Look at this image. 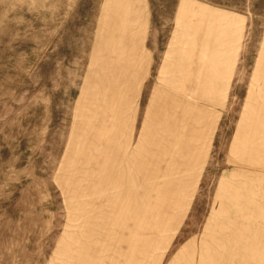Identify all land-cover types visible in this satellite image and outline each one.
<instances>
[{"label": "rangeland", "instance_id": "obj_1", "mask_svg": "<svg viewBox=\"0 0 264 264\" xmlns=\"http://www.w3.org/2000/svg\"><path fill=\"white\" fill-rule=\"evenodd\" d=\"M0 264H264V0H0Z\"/></svg>", "mask_w": 264, "mask_h": 264}]
</instances>
